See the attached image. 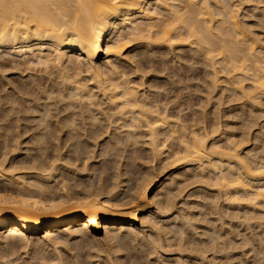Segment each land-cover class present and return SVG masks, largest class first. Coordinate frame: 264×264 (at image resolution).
Instances as JSON below:
<instances>
[{
	"label": "bare ground",
	"instance_id": "obj_1",
	"mask_svg": "<svg viewBox=\"0 0 264 264\" xmlns=\"http://www.w3.org/2000/svg\"><path fill=\"white\" fill-rule=\"evenodd\" d=\"M139 46L146 47L147 51H153V54L147 52L150 54L149 58L143 59L142 56L136 58L134 54H131L132 47ZM183 47H188L190 54L182 53ZM109 49L115 50L109 51ZM156 52L163 57L154 61L150 56H154ZM167 55L171 56L172 64L180 63L182 60L193 67L198 63L200 66L203 65L206 69L203 74L207 80L204 78V83L209 82L207 84L210 87L207 88L212 91L215 90V83L218 80L223 79L226 82L234 80L239 84L235 83V86L232 84L231 91L235 96L238 95L236 97L241 96L237 99L245 97L246 99L255 98L253 101L248 100L251 103L257 101L260 98H257L259 95L264 97V0H0V91L4 92L3 95L0 93V101L3 97L9 105L7 109H2L0 105V113L2 112L0 130L5 131L3 137H0V139L3 138L2 144L0 143V243L5 244L6 249L12 248L18 240L26 246L34 240L53 241L56 244L58 243L56 236L61 233L66 237L73 234L74 237L82 240L89 239L99 244L103 242V239L114 240L119 233H126L128 236L132 235L135 241L134 238L143 233V225L146 224L148 239L145 240L144 235V239L141 240H145L146 244L142 245L148 246V253L154 255L159 264L170 263L172 239L168 228L166 227L167 231L165 227L162 229L163 225L159 223H166L169 220L176 222L179 218H183L180 222L186 223L184 226H187V223L191 224L188 219L180 216L181 213L179 214L184 208L179 207V210L176 206L175 198H178L177 194L181 192L173 194V190L170 191L171 184L167 183L169 192L167 195L163 194L160 200L158 197L160 195L155 192L160 191L162 186L154 182L156 175L152 173L153 171L150 173L147 171L140 181L133 187L127 186L124 192L126 187L121 183L126 180L118 179L122 173L118 168L123 164H119L120 167L117 166L116 177L111 182L102 176L104 172L102 170L98 173L100 176L93 180L90 171L93 172L95 169L94 158L97 156L93 149L99 143L107 144L103 145V148H109V150L105 148L103 150L102 145H99L102 152L107 150V154L112 152L113 155L115 151H118V149L112 151L117 144L123 145L124 147H121L123 149L128 144L133 146L134 143L141 142L142 145L148 146L149 154L155 158L162 155L165 147L175 146V151L164 154H168V158L173 157L174 162L182 159L190 165V168L193 166L194 169L196 166L198 169L194 170H198V173L195 171L199 174L197 176H200L201 181L207 180L208 186L211 184L215 187L213 188L217 194L214 193V195L217 198V195L219 199L223 197L222 200L231 206L244 205L250 212H248L250 221L246 222L252 223L254 219L255 224H259L261 220L259 216L264 213V155L255 156V149L253 153H250L252 148L245 152L242 150L244 154L241 155L239 149L243 138H238L242 140L238 143L235 141L236 137L228 136L221 139L222 141L220 140L218 144V141H213L218 132V129L217 131L215 129L217 126L214 127L215 124H206L201 116L200 121L194 116L190 122L189 119L185 117L186 121L183 115L182 118L177 113L178 117H174L171 105L168 104L169 100L166 101V98L161 100L162 97H157L159 95L156 98L152 97L153 99L148 98L143 88V91L140 90L142 93L139 94L137 86L142 85V76L136 77L134 73L139 72L144 61L153 66L156 65L154 63L166 62L168 59L165 60L164 56ZM6 56L10 58L15 56L25 63L43 66V74L47 75V78L44 77L46 80L42 78L43 75L40 76L41 74L37 76L35 74L37 78H40L38 80L37 78L35 80L34 74H26V81L27 75L32 80H29L30 83L24 80L21 83L22 77L19 75L20 83L18 84L19 81L16 83L9 74H5L6 71H11L7 70L8 64L6 68L5 64L8 63ZM14 62L11 63L10 69L20 68L21 64L18 66L15 62L14 65ZM27 66L26 70H29L31 66L29 64ZM119 67L127 69L129 67L130 73L127 75L121 72L123 69L119 70ZM41 69L43 68H40V72H42ZM175 71L173 70L172 73ZM186 71L188 72V69ZM177 73L172 76H175V80L179 82L184 73L183 75ZM81 74H84L85 78L83 76L82 78ZM125 74L127 76L133 74L135 78H140L139 83L134 82L136 86H132L133 81ZM52 75L56 79L54 76L52 78ZM186 76H184L185 79ZM244 80L248 81L247 86L240 85V82ZM15 102L17 108L13 109L16 106ZM99 102L111 105V110L114 111L106 116H115L116 119L113 120H118L116 122L118 125L113 126L115 127L113 129L123 128L122 131L117 132L112 129L114 132L111 131L113 134L110 135L108 128L113 120L109 121L108 126L104 122L106 127L101 124L100 127L98 126L100 121L98 113H101L98 110L101 108V105L98 106ZM8 109L15 111H13L15 114L12 113L16 115L13 119L14 126L10 123L11 119H8L10 116H8ZM24 114L27 115L23 116ZM28 114L33 115L27 118ZM49 120L53 123L50 124ZM184 121L189 124L185 125ZM1 122L7 125H2ZM25 122L35 123V125L31 128L30 123L26 127L22 125ZM8 123L13 127L11 128ZM215 123L217 124L216 121ZM245 128L243 127V130ZM30 130L33 132L35 130V133L27 134ZM245 133L243 131V134ZM103 134L105 137L102 136ZM257 135L255 134L256 137ZM246 139L245 141L248 140ZM28 143H33V146L38 144L36 145L39 146L38 155L18 158L17 154L20 150L27 153L28 148L22 145L27 146ZM49 146L52 147V153L48 152ZM123 150L121 151L124 152ZM121 151L119 150V154ZM262 151L264 150L261 149L260 152ZM137 155L139 154L133 156L129 154L135 161L140 157ZM102 157L104 158V155ZM120 157L122 159V156ZM172 160L166 162L169 164ZM126 163L124 166L128 165V163L125 165ZM207 174H211L213 178L207 177ZM197 176H195L196 179L193 178L195 182L198 181ZM193 179L189 180L194 181ZM207 182L201 183L207 184ZM153 188H155L154 195L148 199L147 193ZM178 190H180L179 187ZM149 201L156 203V210L153 211L149 207ZM211 201H213L212 198ZM212 204L216 205V203ZM259 207L262 209H257ZM215 211L213 210V213ZM243 211L246 212L245 209ZM146 212L148 215L140 219L141 226H135L139 215ZM173 212L176 214L171 218ZM232 213V216L235 215ZM238 214L240 213H237V219ZM226 215L227 213L224 216ZM245 215L248 216V214ZM227 216L225 218H229ZM246 218L243 217L242 220ZM256 221L259 222L256 223ZM240 222L244 225L243 221L240 220ZM250 223L249 226H251ZM63 226L66 228L63 229ZM181 227L183 229V226ZM161 229L164 230L165 238L162 237ZM101 230L104 233L102 237L98 235ZM256 230H258L257 227ZM43 231L44 235H41ZM113 233L115 236L112 235ZM182 237H179V243L176 242L178 245L183 244ZM202 245L203 248L206 246L201 244L197 248L201 249ZM179 247H175L176 250L178 248L179 253L178 257H175L174 264H186L187 259L183 260V257L188 258L192 253L191 258L202 256L200 252L189 250L186 246L183 249ZM186 250L187 254H185Z\"/></svg>",
	"mask_w": 264,
	"mask_h": 264
},
{
	"label": "rangeland",
	"instance_id": "obj_2",
	"mask_svg": "<svg viewBox=\"0 0 264 264\" xmlns=\"http://www.w3.org/2000/svg\"><path fill=\"white\" fill-rule=\"evenodd\" d=\"M132 50L133 51L131 52V54H134V56L136 58H139V57L141 58V56H142L143 59H145V58H149L150 54H148V53L153 54L152 53L153 51L149 52V51H147L148 49L146 47H143V46H139L137 48L132 47ZM182 50H183V52H182ZM182 50H180L182 53L190 54L188 47H183ZM162 52H164V51H162ZM178 53L180 55H184V54H182L180 52H178ZM70 56H72V55H70ZM74 56L72 58H74ZM155 56H157V57L159 56V57L157 58ZM102 57H103V55H102ZM150 57L153 58L152 60L155 61V60H158V59L160 60L161 59L160 57H163V56H162V54L160 56V54L159 53L157 54V52H156V54L154 56L151 55ZM164 58H165V60L168 59L169 61L167 60L164 63L158 61L159 64L158 63H154L156 65H153V66H152L151 63L148 62V64H147V61L146 62L144 61L143 62V66L140 67L139 72L141 70H143V71H141L140 73L136 72L137 75L134 73V75L136 77H138L139 75L143 77V75H144L143 78L141 77V79H142L141 83L143 82L142 85L141 86L139 85L140 87L137 86L139 94L142 93L143 90H145L144 94L148 98H152V97L156 98L157 95H159L157 97H160V98L162 97L161 100L166 98V101L169 100L168 104H169V106L171 105V108H172L171 112H172V116H174V117H176L177 114H178V116L181 115V117L183 115L184 119L186 117V119L187 120L189 119L188 121L190 122V120L193 119L194 116H195V119L200 121L201 120L200 116H201V118H203L202 120L204 122H206V124H209V125L210 124H212V125L215 124L214 127L217 126V127H215V129H216V131L218 129V132H217V134L215 136V139H213V141H218V144H219V142L222 141L221 139H223L224 137H228L229 136V138H232V136H233V138L236 137L235 138L236 140L235 139H233V140L238 141V143H240L243 140L242 143H240L241 144V146H240L241 148L238 146V148H240L239 152H240L241 155H243L244 152L247 149H251V148H252L251 149L252 151L250 153H253L255 151V156L258 155V157H261V156L264 155V151H262L263 153L260 152L261 149L264 150V147L262 146V145H264V97L262 95H259L258 97L256 95L257 98L260 97L261 99L260 98L259 99L256 98L257 101L255 100V102H252V103L250 101H253L255 98L254 99H246L245 97H242L243 99L242 98L237 99V98H239L241 96L236 97L238 95L235 96L234 93L231 91L232 90V86L231 85L233 84V86H235L234 84L236 82H234V80L233 81L231 80L234 83L229 82V81L226 82L223 79H220V81L218 80L219 82L217 81L215 83L216 84V87L214 88L215 90L212 91L211 89L207 88V87H210L208 85L209 82H205L204 83L205 74H203V73L206 72L205 71L206 69H205V67L203 65L200 66V64L198 63V64L195 65V66H197L196 69H195V66L194 67L190 66V65L186 64L185 61H182V60H181L182 62L180 61V63L172 64L170 55L164 56ZM7 59H8V63L5 62L6 63L5 64L6 68H8L7 66L9 65V68L7 70H11V71H13V73H10L11 71H6L5 70L6 71L5 74L6 75L9 74L10 77L16 83H17V81H19L18 84L20 83V80H18V78H21V77L25 78V79L21 78V80H22L21 83L26 81V74H30V75L34 74V76H35V74H36V76H37V74L38 75L41 74L40 76L43 75V77H42L43 79H45L44 77L47 78V75L45 73H44L45 75L43 74L44 67L43 66L41 67V65H38V64L31 65L32 63H25V62H23L22 59L20 60V58L18 59L15 56H14V58H13V56L11 58L7 57ZM14 61L16 63H18V66L21 64L20 68L17 66L18 68H14L13 70L10 69L11 63L13 64ZM15 62H14V65L16 64ZM23 64H25L26 66L23 65ZM27 64H29L31 66V67H29L30 71L28 69L26 70V68H28ZM24 66H25V69H24ZM184 66H185V68H184ZM32 67L34 68L35 72H33L34 70H33ZM120 67H121V65H120ZM120 67H119V70L123 69L121 72L126 73V74L130 73L129 70H131V69L129 67H128V69L126 67H124V68H120ZM31 68H32L33 71L31 70ZM40 68H43V70L41 69L42 72H40ZM16 69H17V71H16ZM19 69H21V70L24 69L23 71H25V72L22 71L23 72L22 73ZM37 69H38V71H37ZM185 69L186 70L188 69V72H190V73H188ZM203 69H204V71H203ZM173 70L174 71L176 70L181 75H183L182 73H184V76L187 75L186 76L187 78L185 79V77L183 76V78L181 79L182 81L178 79L179 80V82H178L177 79L175 80L176 77L174 76L175 77L174 78L172 76V75L177 73L175 71V73L173 72L174 73L173 74L172 73ZM19 72L22 73V74H20ZM141 73H143V75H141ZM126 74H125V76L128 75V74L127 75ZM18 75L21 76V77H19ZM134 75L133 74L129 75V76H127V78L131 79V81H133V83L135 82L136 84H138L139 81H140L139 80L140 78H135ZM188 75H190V77ZM36 76L34 77L35 80L37 78ZM40 76H38V77H40ZM53 76L54 75H52L51 77L53 78ZM82 76L85 78L84 74H81V77ZM131 76H134V77H131ZM54 78H55V76H54ZM133 78L138 80V81L132 80ZM38 79H40V78H37V80ZM171 79H172V81L174 83H172ZM183 79H184V81H183ZM29 80H31V78L30 77L28 78V75H27V81L26 82L30 83ZM205 80H206V78H205ZM145 82H146V84H144ZM241 82H240L241 86L242 85L243 86L244 85L247 86L248 81L244 80V81H241ZM133 83H131L132 86H136V84L134 83L135 85H133ZM149 83H150L151 87H150ZM238 84L239 83H236V85H238ZM197 86L199 88H197ZM142 88H143V90H142ZM207 89H209V90H207ZM140 90H142V91H140ZM196 90H198V91H196ZM209 92H210L211 96H210ZM0 93L2 95L4 94V92H1V91H0ZM1 94H0V96H1ZM229 94H231V96ZM207 95H209L210 99L207 98ZM231 97H232V99H231ZM1 100L2 101H0L1 102L0 105H2L1 106L2 109L9 106L7 104V101L3 97H2ZM248 100H250V101H248ZM14 104L16 106L13 105V106H15V107H13V109L17 108L16 102ZM58 104L60 105L61 103H58ZM106 104H108V103L99 102L98 106L101 105L100 106L101 108H99L97 106L99 108L98 110L101 112V113L97 112L99 114L98 117H99L100 121H103L105 119L101 123H100V121H98L99 122V125H98L99 127H100V124L103 125L104 127H106L105 123L107 125V124H109V121H111L113 119L114 120L116 119L115 116H113L114 118L111 117V116H106V115H111V113L114 111V110L113 111L111 110L112 109L111 105H109V104L106 105ZM250 105H252V106L249 107ZM9 110L10 109H8L7 112H8V116L9 115L10 116H9V118L8 117H6V118H8L9 120L11 119L10 123H12V125L14 126V123H13L14 120L13 119H15L16 115H13V114H15L14 113L15 111L13 110L14 111L13 112L12 109H11L10 110L11 113H10ZM101 110H103V111H101ZM179 110H181V111H179ZM251 112H252V114H251ZM102 114H103V116H102ZM26 115L24 114L23 116H26ZM30 115H33V114H28L27 118ZM254 116H255V118H254ZM196 117H198V118H196ZM107 118H108V120H107ZM51 120L53 121V119H51ZM51 120H49L50 124L53 123ZM114 120H113V123H112L113 125L109 124L108 130L110 132L114 130L113 128H115L116 125H118L116 123V122H118V120H116V121H114ZM215 121L217 122V124L215 123ZM253 121H254V124H253ZM28 122H25L22 125L28 127V125H30V123L32 121L29 124H28ZM189 122L188 123L185 122V125H186V123L188 125ZM114 123H115V125H114ZM225 123L227 124V126L229 125L231 127V129H227V128H230V127L229 126L227 127ZM1 124L2 125L3 124L7 125L6 123H3V122H1ZM8 125L11 126V124H9V123H8ZM34 125H35V123H31V125L29 127H31V126L33 127ZM243 125H245V126H243ZM248 125L250 126V128H249ZM13 126H11V128ZM95 126H97V125H95ZM103 126H101V127L104 128ZM113 126H115V127H113ZM225 127H227V128H225ZM239 127H241V129ZM243 127L244 128L247 127V128H245L243 130ZM122 130H123V128H117L114 131L120 132ZM1 131H2V135H1ZM216 131H215V133H216ZM243 131H244V133L245 132L246 133L243 134ZM4 132L5 131H3V129L0 130V137H3ZM31 132H33V131L30 130V132L27 133V134H31ZM33 133H35V130H34ZM232 133H234V134H232ZM112 134L113 133L111 132L110 135H112ZM255 134L256 135L258 134L257 137L255 136ZM241 135H242V137H241ZM102 136L105 137L104 134ZM238 138H243V139L241 140V139H238ZM255 138L258 141H256ZM2 139L3 138L0 139V143L1 144H2ZM245 139L247 141H245ZM253 139H254V141H253ZM230 140H232V139H230ZM139 141H141V140H139ZM1 144H0V148H1ZM28 144H30V143H28ZM28 144H27V146L26 145H22L26 149L27 148L29 149V150L27 149V153H25L24 150L23 151L20 150L18 152L19 154H17L18 158H21V159L30 158V155H32L33 157L38 155L39 146H36L38 144H35L34 146H33V143H31L30 145H28ZM99 145L101 146L102 143H99ZM99 145L98 146L97 145L94 146V149H93L94 150V154L97 153L96 154L97 156H95V158H94V161H96V162H95V165L93 167L95 169H94L93 172H92V170L90 171L93 180H96L98 178V175H99L98 173L104 171V172H102L103 173L102 176L106 177L108 179V181L111 182V180L115 179V177H116L115 169L117 170V166L120 167V165L123 164L122 167L118 168L120 170V172L122 171L121 176L118 177V179L121 178L123 181L126 180V181L123 182L124 184L121 183V185L126 187L124 192H126V190L128 188L127 186H130V187L132 186L133 187L138 181H140V179H142L144 177V175L147 173V171H149L148 173H150V171L151 172L153 171L152 173L154 175H156V177L154 176V182H156V184H161V186L163 187V188L160 187L161 188L160 191H157V192H155V188H153L149 193H147V198L148 199H150L151 196L154 195V192L161 196V197L158 196L159 199L160 198L162 199L163 196H164L163 194H165V195L168 194L169 185L170 184H171L170 185V191L173 190L172 191L173 194H175V193L177 194L179 191L181 192L179 194H181L182 196L181 195L179 196V194H177L178 198H175L176 206H177V209H179V210H180V208H184V209L181 210V212H179V210H178V212H179V214L181 213L180 216H183L184 219H188V221L191 222V224L187 223V226H184L186 223L182 224L183 221L180 222V219L183 220V218H179L178 220H176V222H173V221L169 220L171 222L167 221L166 223L165 222H163V223L160 222L159 223V225H161V226L163 225L162 229H164V227H165V230L167 231V228H168V230H169L168 233H169L171 239L174 241V243H173V241L171 240V243L173 244V246L171 245V248H172L171 249V260L169 261L171 264H174L176 258L178 257V253H179V252H177L178 248L176 250L175 247H179V246H181L179 248H182V249H183V247L186 246L187 249H189V250L191 249L192 251L195 250L194 252H197V253L200 252L199 254L204 256V257L198 256L197 258H191L190 256L193 255V253H192L188 258L187 257H183V260L187 259L186 260V264H193L194 262H195V264H264V240H263L264 239L263 238L264 237V235H263L264 234V229H262V228H264V225H262V224H264V220L262 221V218H264V213L259 216V217H261V218H259V219H261V220H259L260 222L256 221V223L259 222L260 225L259 224H255V222H254L255 220L254 219H253V222H254L253 223L252 219H251L252 223H250V222L249 223H250V225L252 227L249 226V223H247L246 221L247 220L250 221V219H248L249 216H250V214H249L250 212H249V210L246 207H244V205H239L241 207L235 206V205L231 206V204L229 205V204H227V202L225 200L224 201L226 203L222 200L223 197L221 198V196H220L221 199H219V195H217L218 196V198H217L216 195H214V193L217 194L216 190L214 189L215 187L213 185L211 186V184H210V186H208L209 184H208L207 180L206 181H203V180L201 181L200 176H197V175H199V174H197L198 170H194L195 168L198 169L196 166H194V169H193V166H191V168H190V165L186 164L184 162V160L181 159V160H176L174 162V158L173 157H171V158L169 157L168 158L167 157L168 154H164V153H167L168 151H170V152L172 150L175 151L174 150L175 146H171L172 148L171 147H167L169 149H167L165 147L164 150H163L162 155H160L161 157L160 156L158 157V158H160L158 160L157 157L155 158V157H153L152 155L149 154L148 146H146L144 144L142 145L141 142H138V144L134 143L133 146H130V144H128L129 147L126 145L125 148H123L124 150L121 148V147H124L123 145L120 146V144L119 145L117 144L112 151L114 152L117 149H118V151L117 152L115 151L113 155H112L111 151H110L111 153L109 152L110 154L106 153L107 150H109L108 147H104L107 150L102 152L101 148L104 150L103 145H107V144H103L101 148L99 147ZM118 146H120V147H118ZM165 146H170V145H165ZM119 150L120 151L123 150L124 152L121 151L122 153L120 152V154H119ZM126 151H128V152L126 153ZM48 152L52 153V147L51 146L48 147ZM101 153L104 155V158L102 157L103 155ZM137 153L139 154L137 156H140V157H139L138 160L136 159V161H135L130 156L131 155L132 156L136 155ZM0 154H1V152H0ZM98 154H100L101 156L98 155ZM129 154H130V156H129ZM108 155H110L111 157L110 156L108 157ZM120 156H122V159H124V160H122ZM119 157H120V159L122 161L119 159ZM108 159H110V160H108ZM170 159L171 160L173 159V160L170 161L171 163L168 164L167 162ZM125 160H127L126 162L128 163V165L130 167L127 165ZM89 161L91 162L92 160L90 159ZM134 161H135V163H133ZM116 162H118V163L116 164ZM123 162L126 163L125 165H127L128 167L124 166ZM130 163H132V164H130ZM163 164H166V165L164 166ZM124 170L126 172H124ZM188 170L191 173H189ZM195 171H197V173ZM183 173L184 174L186 173L185 176H184ZM194 173H196V174H194ZM179 175H180V177H179ZM194 175L198 177L197 178L198 181H196V182H195L196 178H195ZM208 176H210V178L212 177L211 174L210 175L207 174V177ZM173 177H174V179H173ZM181 177L182 178L184 177L185 180H184V178L182 179ZM190 178L191 179L195 178V179H193L194 181H192V180H189ZM85 179H88V178L85 177ZM171 179H173V181H171ZM180 180H181V182H180ZM199 180L201 182H207V184L206 183H201V182H199ZM170 181L172 183H170ZM177 182L180 185L181 184L182 185L180 186ZM167 187H168V189H167ZM178 187H179L180 190H178ZM180 187H182V188H180ZM166 189H167V191H166ZM175 189L178 190V191H176ZM204 190H205V194H204ZM206 193L207 194L209 193V194L207 195ZM177 195H176V197H177ZM202 195H205V196H202ZM214 196H215V199H213ZM203 197H205V198H203ZM208 197H210V199H208ZM211 198H212L213 201H211ZM182 199L184 200L185 204H184ZM180 200H181V203L183 202L182 205L184 204V206L181 205ZM149 203H150L149 207L153 211L156 210V207H155L156 203L154 204L153 201H149ZM201 203H202V205H201ZM212 203H216V205H213ZM210 204H212V205H210ZM214 206H215V208H214ZM221 206H222V208H221ZM210 207H212V208H210ZM218 207H220V208H218ZM208 208H209V212L211 211L210 213L208 212ZM206 209H207V211H206ZM243 209H245V211L246 210H248V211H246V212L243 211L242 212ZM257 209H262V208L259 207ZM213 210L214 211L216 210L215 211L216 213L215 212L213 213ZM171 211H173V209H171ZM200 211H202L203 213L200 212ZM257 211H256V213H257ZM230 212L231 213L233 212L232 214L235 213V215L232 216ZM236 212L240 213V214H238V216H239L238 219L243 221L244 225H243V223L241 224L240 220L237 219V216H236L237 213ZM241 212H242V214L243 213L244 214H248V216L247 215L244 216V214L242 215ZM258 212L260 213V211H258ZM147 213L148 212L139 215L138 220L135 221V226H137V227H139V225L141 226V224H140L141 220L140 219H142V217H144L145 215H148ZM226 213L228 215V216L227 215L226 216L229 217V218H225L226 216H224V215ZM175 214L176 213L173 212V214L171 215V218ZM204 214H205L206 217L203 216ZM217 215L218 216L220 215L219 216L220 220L218 219ZM241 215H242V217H241ZM187 216H188V218H187ZM232 217H234V218H232ZM243 217L244 218L247 217V218L242 220ZM234 220H238L239 222L238 221H234ZM221 222H223V223H221ZM144 225H143V230H142L143 233H141L138 236L135 235L136 236L134 238L135 241H133L132 235L128 236V235H126V233H122V234L119 233L118 236L116 235L115 238L113 237L114 240L113 239L112 240H104L103 239V242L101 241L100 244L91 242L89 239L82 240L79 237H74L73 234H71L69 236L67 235V237H66L65 235H63V233H61V234H59V236L57 234V236H56L57 238L55 237L56 241H58V243H56V244L53 243V241H51V242L50 241L49 242L48 241L41 242V241H38V240H34L32 243L27 244V246H26V245L23 244V242L20 243L19 240H18V242L16 244H14L15 247H14V245H12V248L9 249V247H7V249H6L5 244L0 243V264H106V263L107 264H110V263L111 264H132V263L133 264H159L157 259H155L156 257L154 255L152 256V255H150L148 253V249H147L148 246L142 245L143 243L146 244L145 240L148 239V237L146 235L148 232H147V229H145V227L146 228H148V227H147L146 224H144ZM180 225L183 226V229H182V227ZM190 225H191V228H190ZM247 225H248L249 228L247 227ZM255 226L258 228V230H256ZM64 228H66V226H63V229ZM245 228H247V230H245ZM162 229H161V233L163 234L164 230L162 231ZM229 230H231L232 232L230 231V233H228ZM262 230H263V233H262ZM238 231H239V234H238ZM258 231H260L259 234H258ZM111 233H112V231H111ZM103 234L104 233H103L102 230L98 233V235H100L101 237L103 236ZM41 235H44V231H43V233H41ZM112 235H114V233ZM181 235L185 236L186 238L182 237ZM143 236H144V238H146L144 240L145 242L143 240H141L143 238ZM164 236H165V234H163L162 237H164ZM258 236L262 240L259 239ZM179 237H182V238L185 239V240L182 239L183 240L182 242H183L184 245L183 244L182 245L181 244L180 245L177 244L180 241ZM251 239H252V241H251ZM186 240L188 241V244H187ZM54 241H55V239H54ZM59 241H60V243H59ZM198 241H199V243H198ZM200 241H201V244H205L206 245V246L204 245L205 246L204 248H203V245H202V248H201L202 250L200 248L199 249L197 248V247L201 246ZM221 241H222V243H221ZM231 241H233V242H231ZM51 243H53L54 245L51 244ZM199 244H200V246H199ZM120 245H122V247ZM187 245H189V246L187 247ZM251 245H253L254 247L253 246L251 247ZM223 247H224V249H223ZM102 249H103V252H101ZM203 249L204 250L206 249V250L203 251ZM201 251L203 252L204 255L202 254ZM104 252H106V253H104ZM183 253H185V252H183ZM185 254H187V250H186ZM108 257L109 258L111 257V259H109L111 261H109L107 259ZM103 259H105V261ZM187 262H189V263H187Z\"/></svg>",
	"mask_w": 264,
	"mask_h": 264
},
{
	"label": "snow or ice",
	"instance_id": "obj_3",
	"mask_svg": "<svg viewBox=\"0 0 264 264\" xmlns=\"http://www.w3.org/2000/svg\"><path fill=\"white\" fill-rule=\"evenodd\" d=\"M115 49H109V51H114Z\"/></svg>",
	"mask_w": 264,
	"mask_h": 264
}]
</instances>
